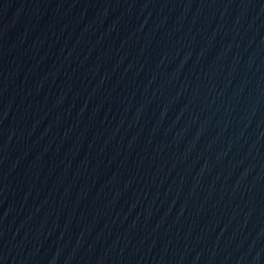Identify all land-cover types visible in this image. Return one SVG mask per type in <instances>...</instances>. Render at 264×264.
I'll use <instances>...</instances> for the list:
<instances>
[{"label": "water", "instance_id": "water-1", "mask_svg": "<svg viewBox=\"0 0 264 264\" xmlns=\"http://www.w3.org/2000/svg\"><path fill=\"white\" fill-rule=\"evenodd\" d=\"M0 264H264V0H0Z\"/></svg>", "mask_w": 264, "mask_h": 264}]
</instances>
